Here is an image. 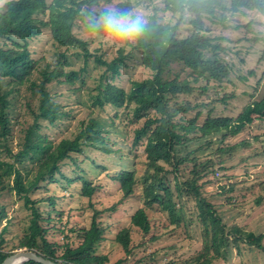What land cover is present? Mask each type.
Segmentation results:
<instances>
[{"label": "trees", "instance_id": "obj_1", "mask_svg": "<svg viewBox=\"0 0 264 264\" xmlns=\"http://www.w3.org/2000/svg\"><path fill=\"white\" fill-rule=\"evenodd\" d=\"M2 1L0 195L3 192L14 194L28 212L27 223L17 246L58 264H107L106 255L96 254L97 246L104 240V230L97 220L101 211L93 209L89 227L78 228L75 232L78 244L64 243L59 256L57 242L48 238L51 234V214L48 212L44 215L40 210L44 200H34L32 195L42 186L45 188L46 183L57 182L55 177L62 174L64 162L71 161L72 155L82 153L85 148L104 155L113 152L107 138L109 131L94 118L82 122L72 139H62L56 143L41 134L40 129L41 122L55 126L67 116L59 111L48 87L62 84L72 86L79 79L84 83L82 77L90 56V44L78 37L74 29L83 25L96 35L107 36L103 30L90 29L89 19L86 18L98 16L107 8L105 6L124 12H133V6L130 0H115L117 2L114 4V0H50L49 3L47 0ZM160 1L162 8L154 7L147 17L149 26L144 35L135 41H125L137 51L139 64L148 75L140 80H130L129 86L124 89L114 80L120 77L122 69L127 68L125 61L129 60L130 53L124 54V49H120L118 56L110 62L95 57L98 66L104 68V73L95 88L92 108L111 109L116 117H125L133 126V147L145 158L140 181L143 206L131 215L130 225L143 235L152 234V224L146 210L155 209L166 214L165 225L178 229L181 223L187 225L192 220H187L184 206V201H191L194 203L195 221L200 226L199 251L183 262L173 261L169 264H235L240 252L239 248L236 250L237 244L262 249L263 235L252 230L236 229V224L228 225L218 214L217 205L208 201L203 187L216 188L224 179H236L233 175L228 174L230 178L226 175L233 168L228 164L239 158V153H236L239 144L230 142L254 122L264 119V93L245 104L236 116L213 115L215 105L226 106L235 98L234 94L207 95L210 82L223 89L222 84L238 71L234 63L226 58L230 54L228 39L220 36L216 29L227 28L225 22L232 21L234 17H245L250 13L264 17V0ZM102 5L103 9L95 11ZM162 11L169 13L175 19L174 23H163L159 16ZM252 24L251 20L244 28L249 30ZM180 26L187 28L188 32L182 33ZM236 27L241 26L237 24ZM43 31L49 32L50 40L57 49L79 51L84 58L83 68L80 71L66 70L70 65L65 54L61 53L59 61L51 63L44 58L33 59L29 44L39 38ZM4 39L6 43L2 44L1 40ZM259 41V38L253 39L254 43ZM261 41L264 42V37ZM252 74L253 71H249L239 80L246 83ZM23 91L28 94L23 96L24 106L32 123L25 129L15 151L9 143L13 139V122H17L18 118L14 111ZM92 114L90 112L89 116ZM208 148L215 149L209 157L201 159L198 153ZM188 164L191 165L189 169ZM215 167L223 172L222 177L215 178ZM110 179L122 199H127L133 194L137 183L136 170H122ZM79 180L82 198L90 200L101 188L87 179ZM228 184L220 188L233 194L230 189L232 185ZM253 189L261 194L259 198L263 200L264 179ZM5 226H9V222ZM130 233L129 228H123L115 236V242L126 256L134 250ZM158 239V236L151 237L149 241L156 242ZM3 243L1 239L0 262L8 256L2 252ZM155 255H144L137 264H154ZM126 260L127 257L114 264ZM23 264L38 263L28 261Z\"/></svg>", "mask_w": 264, "mask_h": 264}, {"label": "rangeland", "instance_id": "obj_2", "mask_svg": "<svg viewBox=\"0 0 264 264\" xmlns=\"http://www.w3.org/2000/svg\"><path fill=\"white\" fill-rule=\"evenodd\" d=\"M49 1L47 0L48 3ZM130 1L133 12L140 13L146 18L152 13L154 7L162 8L160 0L153 2L148 0ZM116 2L114 0L112 3ZM2 4L3 1L0 0V7ZM103 8L104 5L95 11H100ZM159 16L163 23H174L175 21L169 13L163 11L159 13ZM251 20L253 21L251 28L245 29L244 26ZM225 24L227 28L218 27L216 32L228 39L230 54L226 58L234 63L238 71L230 76V80L222 84L223 89L210 82L207 96L213 97L216 93H219V96L223 93L234 94L235 98L229 101L226 106L215 105L213 115L236 116L245 104L260 98L264 93V42L261 41V38L264 37V17L250 13L245 17H234L232 21L225 22ZM237 24L241 27L237 28ZM184 26L187 27V24ZM183 29L184 27L180 26L182 33L188 32L187 28ZM74 32L90 44V56L82 77L84 83L79 79L77 84L72 86L62 84L48 87L52 100L59 106V111L67 116L58 121L55 126L41 122L40 133L54 143L62 139H72L80 130L82 122L86 123L89 118H94L104 124L105 129L109 131L107 138L113 152L104 155L94 149L85 148L82 153L72 155L71 161L64 162L61 167L62 174L55 177L57 182L46 183L45 188L42 186L32 195L34 200H44L40 206L44 215H47L48 212L51 214L49 241L57 242L59 256L62 254L64 243L69 242L76 246L78 239L75 232L78 228L89 227L93 209H95L101 211L97 220L104 230V240L97 246L96 254L106 255L108 257L107 264H114L126 257V262L121 264H137L138 259L152 253H156L154 264L183 262L196 255L200 248V226L195 221L194 203L184 201L187 220H192L187 225H181V223L178 229L165 225L167 223L166 214L155 209L146 210L151 221L150 224H152V234L143 235L137 228L132 227L129 223L131 215L143 206L140 181L145 169V158L137 148L135 149V146L133 147V133L131 132L133 126L128 123L125 117H116L115 112L111 109L92 108L93 97L96 95L95 88L104 73V68L98 66L95 57L110 62L118 56L120 49H124V54L130 53L129 60L125 61L127 68L122 69L120 77L114 80L115 84L124 89L129 86L130 80L143 79L148 75V72L140 66L137 51L125 41L114 40L108 35H96L83 25L76 27ZM255 38H259L260 41L254 43L253 39ZM1 43H6V39L1 40ZM29 50L33 59L44 58L50 63L58 60L60 53L65 54L70 65L66 70L80 71L83 68V55L74 49L67 51L57 49L52 44L48 31H43L39 38L31 41ZM173 70L175 71L176 68L174 67ZM249 71H253V74L249 76L246 83H241L239 77L248 75ZM25 95L28 94L23 91L14 111V115L18 118L17 122H13V139L9 145L15 151L16 144L23 137L25 129L32 123V118L24 106L23 96ZM189 100L192 101L191 98ZM90 112L93 114L89 116ZM230 143L239 144V150L236 152L239 153V158L228 164V167L233 166V168L229 169L226 175L227 177H229L228 174L233 175L236 179H224L220 186L229 183L228 185H232L230 189L233 194L224 192L220 186L216 188L204 186L203 189L206 191L205 196L208 201L217 205L218 214L224 218L228 225L236 224V229L252 230L256 234L263 235L262 249L259 250L240 246L238 243L236 250L239 248L240 252L237 253L238 258L234 263L264 264V199H260L261 194L253 189L258 187L264 179V119L254 122L248 130ZM214 149H204L198 155L201 159H206ZM190 167L191 165L188 164V169ZM133 168L136 170L137 177L134 192L129 198L122 199L110 177L122 170ZM214 169L217 171L215 178L223 176L222 171L217 170L216 167ZM81 178L92 181L94 185L101 187L90 200L80 196L81 182L79 179ZM257 199H260V205H256L259 204L256 203ZM89 203L93 208L89 206ZM221 204L222 207L219 206ZM0 212V240H4L1 245L2 252L10 255L19 250H26L17 246L28 219V212L23 209L22 201L12 193L3 192L0 195ZM7 222H9V226L6 227ZM123 228L131 230V245L134 250L129 256H126L122 248L115 242L116 234ZM70 230L74 232H70ZM157 236L159 239L156 242L149 241L151 237Z\"/></svg>", "mask_w": 264, "mask_h": 264}, {"label": "clouds", "instance_id": "obj_3", "mask_svg": "<svg viewBox=\"0 0 264 264\" xmlns=\"http://www.w3.org/2000/svg\"><path fill=\"white\" fill-rule=\"evenodd\" d=\"M92 30H103L110 38L119 41H135L141 38L149 26L148 19L137 12L119 11L107 7L98 16L89 17Z\"/></svg>", "mask_w": 264, "mask_h": 264}, {"label": "water", "instance_id": "obj_4", "mask_svg": "<svg viewBox=\"0 0 264 264\" xmlns=\"http://www.w3.org/2000/svg\"><path fill=\"white\" fill-rule=\"evenodd\" d=\"M28 261H34L38 264H58L48 259H44L42 256L36 254L33 251L19 250L16 253H12L4 258L0 264H23Z\"/></svg>", "mask_w": 264, "mask_h": 264}]
</instances>
